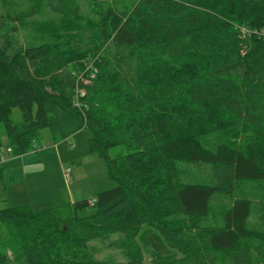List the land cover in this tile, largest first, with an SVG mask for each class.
Listing matches in <instances>:
<instances>
[{"label": "trees", "instance_id": "obj_1", "mask_svg": "<svg viewBox=\"0 0 264 264\" xmlns=\"http://www.w3.org/2000/svg\"><path fill=\"white\" fill-rule=\"evenodd\" d=\"M0 10L22 30L46 10L58 17L49 39L0 47L7 152L34 149L41 130L65 140L86 129L114 183L39 211L0 208V264H264V187L258 199L233 195L264 181V0H0ZM117 146L125 152L109 157ZM115 235L125 259L95 258L89 245Z\"/></svg>", "mask_w": 264, "mask_h": 264}, {"label": "rangeland", "instance_id": "obj_2", "mask_svg": "<svg viewBox=\"0 0 264 264\" xmlns=\"http://www.w3.org/2000/svg\"><path fill=\"white\" fill-rule=\"evenodd\" d=\"M91 10L88 6L89 13L94 15ZM57 19L56 15L46 10L32 18L31 28L22 30L17 22L4 20L0 10V47L12 53L26 46L32 40V35L49 39L46 37L57 31ZM47 32V35H43ZM10 119L20 121L18 109L11 110ZM87 138L86 129L65 140L54 139L47 130H41L40 138L34 142V149L20 156H12L7 152L6 138L1 131L0 156L4 157V162L0 163V208L28 205L31 210L39 211L91 199L97 192L113 187L114 183L107 178L102 161L87 151ZM124 152L121 146H117L109 149L108 155L112 158ZM260 187H264V181L240 183L233 195L256 197V190ZM86 213L87 210H84L79 214L83 216ZM123 244L121 236L115 235L94 241L89 246L97 259L121 261L125 259Z\"/></svg>", "mask_w": 264, "mask_h": 264}, {"label": "built area", "instance_id": "obj_3", "mask_svg": "<svg viewBox=\"0 0 264 264\" xmlns=\"http://www.w3.org/2000/svg\"><path fill=\"white\" fill-rule=\"evenodd\" d=\"M91 76V75H90ZM82 83H86V79L82 80ZM83 93L81 90L77 89L75 90V96H81ZM4 161V157L0 156V163H2Z\"/></svg>", "mask_w": 264, "mask_h": 264}, {"label": "crops", "instance_id": "obj_4", "mask_svg": "<svg viewBox=\"0 0 264 264\" xmlns=\"http://www.w3.org/2000/svg\"><path fill=\"white\" fill-rule=\"evenodd\" d=\"M0 155H2L1 153H0ZM4 162V161H3Z\"/></svg>", "mask_w": 264, "mask_h": 264}]
</instances>
